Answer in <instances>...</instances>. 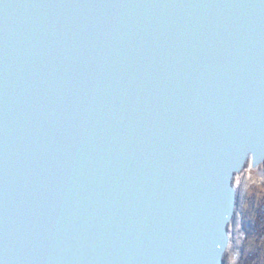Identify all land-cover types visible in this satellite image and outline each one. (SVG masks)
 <instances>
[{
    "label": "water",
    "instance_id": "1",
    "mask_svg": "<svg viewBox=\"0 0 264 264\" xmlns=\"http://www.w3.org/2000/svg\"><path fill=\"white\" fill-rule=\"evenodd\" d=\"M264 164V0H0V264H225Z\"/></svg>",
    "mask_w": 264,
    "mask_h": 264
},
{
    "label": "rangeland",
    "instance_id": "2",
    "mask_svg": "<svg viewBox=\"0 0 264 264\" xmlns=\"http://www.w3.org/2000/svg\"><path fill=\"white\" fill-rule=\"evenodd\" d=\"M247 172L255 175L256 179L251 180L250 176L246 177ZM236 183L238 196L235 218L238 225L235 229L239 241L235 249L237 261L233 263L230 260V255L234 251L232 249L226 257L225 264H243L246 257L259 252L264 256V238L258 236L255 228L259 206L264 201V176L259 177L258 170L245 171ZM261 261L264 263V260Z\"/></svg>",
    "mask_w": 264,
    "mask_h": 264
},
{
    "label": "bare ground",
    "instance_id": "3",
    "mask_svg": "<svg viewBox=\"0 0 264 264\" xmlns=\"http://www.w3.org/2000/svg\"><path fill=\"white\" fill-rule=\"evenodd\" d=\"M264 165V164H263ZM263 165H261L257 170H258V175H259V177H261V176H264V166ZM263 166V167H262ZM262 167V168H261ZM245 171H251V169L248 167ZM244 171V172H245ZM243 172V173H244ZM242 173V174H243ZM242 174H240V175H238L237 176V178H236V180L242 175ZM248 176H250V179L251 180H255L256 179V177H255V175H253V174H251L250 172H247L246 173V177H248ZM235 184H236V186H237V183L235 182ZM236 215V214H235ZM238 225V222H237V218H235V216H234V219H233V221H232V223L230 224V226H229V234H230V246H229V249H228V252H227V257H228V255L230 254V252H231V250L232 249H234V251L232 252V254L230 255L231 257H230V260H231V262H233V263H236V261H237V256H236V246H237V243H239V241H238V237H237V235H236V226ZM236 237V238H235Z\"/></svg>",
    "mask_w": 264,
    "mask_h": 264
},
{
    "label": "trees",
    "instance_id": "4",
    "mask_svg": "<svg viewBox=\"0 0 264 264\" xmlns=\"http://www.w3.org/2000/svg\"><path fill=\"white\" fill-rule=\"evenodd\" d=\"M255 228L258 236L264 238V201L259 206V212L255 219ZM261 260H264V256L259 252L246 257L243 264H264Z\"/></svg>",
    "mask_w": 264,
    "mask_h": 264
}]
</instances>
